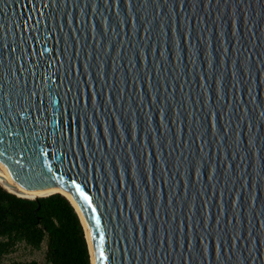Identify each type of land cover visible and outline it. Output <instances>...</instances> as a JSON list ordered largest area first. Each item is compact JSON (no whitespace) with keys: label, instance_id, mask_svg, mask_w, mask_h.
Segmentation results:
<instances>
[{"label":"water","instance_id":"95a60500","mask_svg":"<svg viewBox=\"0 0 264 264\" xmlns=\"http://www.w3.org/2000/svg\"><path fill=\"white\" fill-rule=\"evenodd\" d=\"M1 170L91 264H264V0H0Z\"/></svg>","mask_w":264,"mask_h":264},{"label":"trees","instance_id":"16d2710c","mask_svg":"<svg viewBox=\"0 0 264 264\" xmlns=\"http://www.w3.org/2000/svg\"><path fill=\"white\" fill-rule=\"evenodd\" d=\"M43 242V263L11 264H91L80 217L64 195L53 193L30 199L0 184V264L18 244L40 250Z\"/></svg>","mask_w":264,"mask_h":264},{"label":"bare ground","instance_id":"6f19581e","mask_svg":"<svg viewBox=\"0 0 264 264\" xmlns=\"http://www.w3.org/2000/svg\"><path fill=\"white\" fill-rule=\"evenodd\" d=\"M0 184L5 189H7L11 192L17 193L18 195H20L22 197L30 198V199H34V198H37L39 196L49 195V194L55 193V192H62L65 195H67L69 198H71V196L68 193H66L65 191H63L57 187H54L51 189H46V190L26 188V187L22 186L19 182H17L15 179H13V177L10 175V173L6 170L0 171ZM76 208L80 214L81 220L83 221V217H82V213H81L80 209L77 206H76ZM83 225L85 228V235L87 238V242H88L89 248L91 249L90 236L88 234V231L86 229L84 221H83ZM92 264H93V259H92Z\"/></svg>","mask_w":264,"mask_h":264},{"label":"rangeland","instance_id":"374dc122","mask_svg":"<svg viewBox=\"0 0 264 264\" xmlns=\"http://www.w3.org/2000/svg\"><path fill=\"white\" fill-rule=\"evenodd\" d=\"M45 242L42 243L40 250L32 249L31 247L20 243L16 246L13 252L6 255L2 264H11L13 261L29 262L36 261L37 263L44 262Z\"/></svg>","mask_w":264,"mask_h":264}]
</instances>
